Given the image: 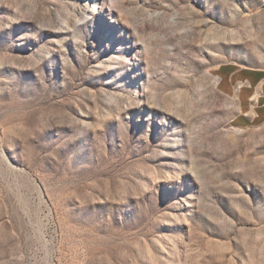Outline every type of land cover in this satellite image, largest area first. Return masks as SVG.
Here are the masks:
<instances>
[{"label":"rangeland","instance_id":"obj_1","mask_svg":"<svg viewBox=\"0 0 264 264\" xmlns=\"http://www.w3.org/2000/svg\"><path fill=\"white\" fill-rule=\"evenodd\" d=\"M262 70L264 0H0V264H264Z\"/></svg>","mask_w":264,"mask_h":264},{"label":"crops","instance_id":"obj_2","mask_svg":"<svg viewBox=\"0 0 264 264\" xmlns=\"http://www.w3.org/2000/svg\"><path fill=\"white\" fill-rule=\"evenodd\" d=\"M225 85L229 88L231 84V76L224 74ZM244 79H247L245 84L244 82H239L237 87V98L239 99L241 106L240 111L244 112L245 108L248 106L249 100L255 102V105L252 106L256 110L255 114H252L254 117L259 116L261 109L264 107V70L248 72ZM260 103L262 104L260 106ZM261 109H257V106ZM243 109V111L241 110ZM262 113V112H261Z\"/></svg>","mask_w":264,"mask_h":264},{"label":"bare ground","instance_id":"obj_3","mask_svg":"<svg viewBox=\"0 0 264 264\" xmlns=\"http://www.w3.org/2000/svg\"><path fill=\"white\" fill-rule=\"evenodd\" d=\"M218 84V80H216V85Z\"/></svg>","mask_w":264,"mask_h":264}]
</instances>
